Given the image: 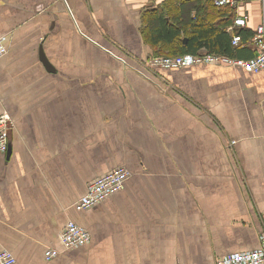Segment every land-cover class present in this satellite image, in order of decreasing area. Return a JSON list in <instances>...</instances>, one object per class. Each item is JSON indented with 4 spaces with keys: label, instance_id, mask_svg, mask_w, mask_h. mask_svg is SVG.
Wrapping results in <instances>:
<instances>
[{
    "label": "crops",
    "instance_id": "crops-1",
    "mask_svg": "<svg viewBox=\"0 0 264 264\" xmlns=\"http://www.w3.org/2000/svg\"><path fill=\"white\" fill-rule=\"evenodd\" d=\"M165 2L0 0L11 142L0 155V251L14 264H217L259 247L264 69H147L144 18ZM232 6L250 30L261 22L259 0ZM233 46L246 50L232 58L255 55L249 36ZM119 166L131 174L124 187L78 210L88 185ZM69 220L90 231L88 244L63 247ZM49 248L60 254L47 259Z\"/></svg>",
    "mask_w": 264,
    "mask_h": 264
},
{
    "label": "built area",
    "instance_id": "built-area-1",
    "mask_svg": "<svg viewBox=\"0 0 264 264\" xmlns=\"http://www.w3.org/2000/svg\"><path fill=\"white\" fill-rule=\"evenodd\" d=\"M217 6L232 5L234 0H214ZM262 5V20L253 29L252 42L256 47L255 55L249 59L232 58L219 53L201 52L199 54H183L176 56L148 57L143 63L149 70L161 68H179L195 64H224L227 66H240L249 72H260L264 69V0H259ZM248 27V16L237 15L231 28ZM233 43L238 45L242 36H233ZM8 53V46L4 36L0 35V58ZM9 116L0 115V155L9 149L8 125ZM130 172L124 166H119L110 173L105 174L88 185L87 192L75 204L78 210L89 209L106 200L109 196L124 187L130 177ZM92 235L88 229L73 220H69L60 234V241L66 250L88 244ZM60 254V250L49 248L45 251L47 259H52ZM16 256L9 250L0 251V264L16 263ZM217 264H264V233L260 235V245L257 249L234 252L220 258Z\"/></svg>",
    "mask_w": 264,
    "mask_h": 264
},
{
    "label": "trees",
    "instance_id": "trees-1",
    "mask_svg": "<svg viewBox=\"0 0 264 264\" xmlns=\"http://www.w3.org/2000/svg\"><path fill=\"white\" fill-rule=\"evenodd\" d=\"M232 5L217 6L214 0H166L163 6L144 18V36L154 46L150 57L199 54L202 50L234 56L246 50L233 46L227 31L237 15ZM235 15V16H234ZM243 43L253 31L235 29ZM239 43V44H240ZM237 55V54H236Z\"/></svg>",
    "mask_w": 264,
    "mask_h": 264
},
{
    "label": "water",
    "instance_id": "water-1",
    "mask_svg": "<svg viewBox=\"0 0 264 264\" xmlns=\"http://www.w3.org/2000/svg\"><path fill=\"white\" fill-rule=\"evenodd\" d=\"M41 57H42V60H43V62L45 63V65H46L48 68L51 69V64H50V62L48 61V59L46 58V56L44 55L43 52H41ZM8 135H9V133H8ZM10 151H11V142H10V136H9V149H8L7 153L9 154Z\"/></svg>",
    "mask_w": 264,
    "mask_h": 264
}]
</instances>
